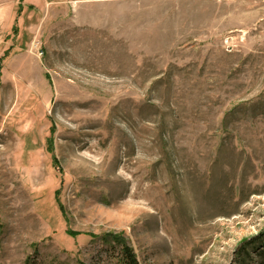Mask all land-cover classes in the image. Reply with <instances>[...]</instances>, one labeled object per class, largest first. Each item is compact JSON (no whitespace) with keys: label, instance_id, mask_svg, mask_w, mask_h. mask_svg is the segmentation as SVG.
Segmentation results:
<instances>
[{"label":"rangeland","instance_id":"rangeland-1","mask_svg":"<svg viewBox=\"0 0 264 264\" xmlns=\"http://www.w3.org/2000/svg\"><path fill=\"white\" fill-rule=\"evenodd\" d=\"M111 235L264 264V0H0V264Z\"/></svg>","mask_w":264,"mask_h":264},{"label":"trees","instance_id":"trees-1","mask_svg":"<svg viewBox=\"0 0 264 264\" xmlns=\"http://www.w3.org/2000/svg\"><path fill=\"white\" fill-rule=\"evenodd\" d=\"M102 240L112 249L118 251V264H139L132 247H130L121 237L111 235Z\"/></svg>","mask_w":264,"mask_h":264},{"label":"built area","instance_id":"built-area-1","mask_svg":"<svg viewBox=\"0 0 264 264\" xmlns=\"http://www.w3.org/2000/svg\"><path fill=\"white\" fill-rule=\"evenodd\" d=\"M39 55H42V52H39Z\"/></svg>","mask_w":264,"mask_h":264},{"label":"crops","instance_id":"crops-1","mask_svg":"<svg viewBox=\"0 0 264 264\" xmlns=\"http://www.w3.org/2000/svg\"><path fill=\"white\" fill-rule=\"evenodd\" d=\"M20 9V8H19Z\"/></svg>","mask_w":264,"mask_h":264}]
</instances>
